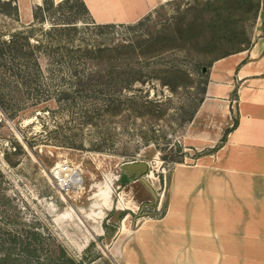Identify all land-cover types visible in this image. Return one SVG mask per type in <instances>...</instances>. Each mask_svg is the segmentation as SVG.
<instances>
[{
  "label": "rangeland",
  "instance_id": "374dc122",
  "mask_svg": "<svg viewBox=\"0 0 264 264\" xmlns=\"http://www.w3.org/2000/svg\"><path fill=\"white\" fill-rule=\"evenodd\" d=\"M253 2L170 0L106 26L78 0H45L33 20L0 7V264H116L103 244L120 221L162 215L169 167L206 150L182 138L219 124L196 112L205 68L249 44ZM137 159L147 173L121 168ZM57 162L78 179L65 185Z\"/></svg>",
  "mask_w": 264,
  "mask_h": 264
},
{
  "label": "crops",
  "instance_id": "0c3cea01",
  "mask_svg": "<svg viewBox=\"0 0 264 264\" xmlns=\"http://www.w3.org/2000/svg\"><path fill=\"white\" fill-rule=\"evenodd\" d=\"M10 1L28 20L43 3ZM82 1L92 20L108 24L134 22L170 0ZM202 111L219 124L182 141L206 150L169 167L162 215L120 221L103 244L116 264H264V13L248 45L207 67ZM97 204L109 221L103 215L114 203L106 187ZM90 233L107 238L103 229Z\"/></svg>",
  "mask_w": 264,
  "mask_h": 264
},
{
  "label": "trees",
  "instance_id": "16d2710c",
  "mask_svg": "<svg viewBox=\"0 0 264 264\" xmlns=\"http://www.w3.org/2000/svg\"><path fill=\"white\" fill-rule=\"evenodd\" d=\"M69 0H64V2H68ZM235 2L237 1L239 4H240V6H242V8L243 9H246V7L248 6V5H246L247 4V2H251L252 0H234ZM255 2H253L254 3V9H253V12H252V17H254L255 16V14H256V12H257V10H258V0H254ZM78 2H79V5H80V8L82 9V10H84L87 14H88V10H87V8H86V6H85V4H84V2L82 1V0H78ZM43 3H45V0H43ZM3 5H7V6H9L10 7V10H12V12H16V7L14 6V5H12L11 4V1L10 0H0V7L1 6H3ZM43 8V6H42V4L41 5H37L35 8H34V15H36L37 13H38V10L37 9H42ZM89 15V14H88ZM110 24H112V23H108V24H97V25H99V26H106V25H110ZM15 39H14V36H12L11 37V40H10V42H12V41H14ZM242 48H244V47H236L234 50H228V51H225L224 53H222V54H218L216 57H214V58H211L209 61H208V66L211 64V62L213 61V59H215V58H218V57H220V56H223V55H226V54H228V53H231V52H234V51H237V50H240V49H242ZM208 66H206V68L205 69H207V67ZM163 158H165V157H163ZM181 161V160H180Z\"/></svg>",
  "mask_w": 264,
  "mask_h": 264
},
{
  "label": "built area",
  "instance_id": "2783aa9c",
  "mask_svg": "<svg viewBox=\"0 0 264 264\" xmlns=\"http://www.w3.org/2000/svg\"><path fill=\"white\" fill-rule=\"evenodd\" d=\"M55 173L59 175V180H62L65 182V185L69 186L70 182H74L78 179V172L75 170V168H71L67 162H57L54 167ZM166 182V179H165ZM165 191V188H164ZM156 209L160 212L161 211V196L158 197V194H156ZM143 206V205H142ZM143 207L140 209L142 210Z\"/></svg>",
  "mask_w": 264,
  "mask_h": 264
},
{
  "label": "water",
  "instance_id": "95a60500",
  "mask_svg": "<svg viewBox=\"0 0 264 264\" xmlns=\"http://www.w3.org/2000/svg\"><path fill=\"white\" fill-rule=\"evenodd\" d=\"M121 168L126 170L127 172H140L142 174H145L149 170V164L146 160L143 159H137V160H129L124 161L121 164ZM148 184V183H147ZM150 186V184H148ZM154 200L157 199L155 192L153 191L152 187L150 186Z\"/></svg>",
  "mask_w": 264,
  "mask_h": 264
}]
</instances>
